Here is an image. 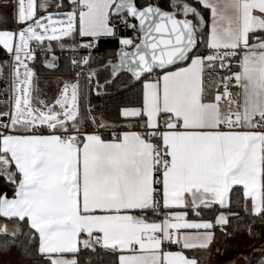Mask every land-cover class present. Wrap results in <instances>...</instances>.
Listing matches in <instances>:
<instances>
[{
	"label": "snow or ice",
	"instance_id": "obj_1",
	"mask_svg": "<svg viewBox=\"0 0 264 264\" xmlns=\"http://www.w3.org/2000/svg\"><path fill=\"white\" fill-rule=\"evenodd\" d=\"M64 7V0H15L19 28L0 30L11 58L0 76L10 67L13 84L12 109L0 112V179L13 192L0 191V218L15 225L0 222V255L15 248L19 264L37 256L80 264L84 250L98 258L87 264H103L101 253L116 264H198L183 250L209 249L216 227L230 235L229 215L193 222L188 212H230L237 186L241 211L264 223V0H169L171 10L160 0H70L71 11ZM119 26L134 35L120 36ZM107 38L120 47L115 61H102L101 84L96 69L84 68ZM52 42L73 54L75 79L49 103L39 99L28 61L37 58L35 43L51 56L45 67L56 68ZM79 49L88 54L77 59ZM137 85L142 103L123 107L122 123L92 115L90 105L81 114V97L93 88L100 95ZM254 251L260 255L248 264H264V245Z\"/></svg>",
	"mask_w": 264,
	"mask_h": 264
},
{
	"label": "trees",
	"instance_id": "obj_2",
	"mask_svg": "<svg viewBox=\"0 0 264 264\" xmlns=\"http://www.w3.org/2000/svg\"><path fill=\"white\" fill-rule=\"evenodd\" d=\"M138 3L142 2V0H137ZM64 3H68L64 0ZM161 6L166 10H171L169 5V0H160ZM3 4L2 0H0V16H7L9 22L7 24H0V30H13L14 23L12 22V15L4 13L2 11ZM65 10V9H63ZM118 34L122 37H131L134 33L128 29H124L122 26H119ZM54 53L59 55L60 61L59 66L56 69L49 70L45 69L42 65V61L45 57H47L42 51L41 46H37V62L34 64V70L37 75H46V76H59V77H66V78H73V70L70 64L71 61V53L68 51H55L56 49V42H52ZM120 45L118 40L116 39H105L102 40L97 47L93 50V59L88 66L84 68V71H87V68H93L97 70V77L101 84L104 82V77L108 74V70L104 68V63L108 60H116V51L119 49ZM87 51H84V55H87ZM8 56L5 50L0 45V62H6ZM103 61V62H102ZM7 70V69H6ZM6 70L4 69L3 76H0V94H4L7 92L6 87ZM127 73L124 74L125 78L127 77ZM75 78V77H74ZM95 83V80L93 81ZM85 84L84 79H81V87L83 88ZM238 90V89H237ZM100 95H96V90L93 88L88 95L82 96L80 100V111L81 114H84L85 108L90 105L92 108V115L96 117H103L104 121L109 124H120L123 122V118L120 115L121 109L123 107H139L142 103V89L141 86L137 85L136 88L132 89L131 91H124L122 92L119 88L107 87L101 88ZM233 91H236L233 88ZM99 123V119L97 120ZM91 130V129H90ZM105 134L107 135V131L105 130ZM0 191L6 192L10 197L12 195L13 189L11 187H6L2 179H0ZM243 203L242 195L237 192V188L233 189V193L231 194V211L239 213V217L243 218V221L240 224L235 225L234 219L231 220L229 225L226 227V231L230 234L236 233L238 229H244L247 231L249 228L252 230L258 224L261 223L259 218L253 217L252 219H248L249 217L246 215V212L241 211L240 205ZM202 212H210L211 219L214 220L216 214L220 211V209L213 208V209H201ZM2 220V218H0ZM12 226H15L13 221H9ZM219 231L218 229H215ZM171 248V247H170ZM209 250V249H207ZM207 250H186L187 254L190 256L196 255V252H199L201 255L202 251ZM101 251L98 249V252ZM259 254L255 255L252 260H254ZM101 257L103 259V264H116V257L111 254H103L101 253ZM78 261L80 264H87L88 259H92L97 261L98 258L95 254L82 250L81 253L77 256ZM26 263L29 264H44L42 258L36 257L34 260L27 261ZM248 264V263H246Z\"/></svg>",
	"mask_w": 264,
	"mask_h": 264
},
{
	"label": "crops",
	"instance_id": "obj_3",
	"mask_svg": "<svg viewBox=\"0 0 264 264\" xmlns=\"http://www.w3.org/2000/svg\"><path fill=\"white\" fill-rule=\"evenodd\" d=\"M189 3L192 2V0H188ZM65 7L64 9L66 11H70L71 7H70V3H64ZM15 8V0H14V7ZM56 10L55 5H52L51 7L48 8V11H53ZM19 28V25L14 23V29L16 30ZM107 39H112V38H107ZM105 40V39H104ZM45 44H47V42H45ZM33 45L35 47H37V45H35V43H33ZM1 47L3 48V46L1 45ZM4 49V48H3ZM56 50L55 51H60V48L56 45ZM5 50V49H4ZM6 52V50H5ZM7 56H9V54L6 52ZM55 56L58 58L56 61V68L59 66V55H57V53H55ZM46 59H51V56H47L44 58V60L42 61V65L45 69H49V70H53L50 68L45 67V60ZM8 62V59L6 60ZM31 67L34 70V65H31ZM54 68V69H56ZM35 72V70H34ZM75 78H66V77H59V76H46V75H37L35 72V83L36 86L39 88L40 92H39V99L45 102H53L55 98L58 97L59 92L62 89L63 83L64 82H68V81H73ZM236 91H239L237 89H235ZM237 188H239V186H237ZM235 189V188H234ZM214 208L219 209L218 206H215ZM203 209V208H202ZM209 210V209H208ZM223 211L226 215H229V223L231 222L232 219H234V224H240V222L243 221V218H237L236 216L232 215L233 213H237V212H232L227 209H220V211L216 214L219 215V213ZM200 217H196L191 211L188 212V220L189 221H193V222H206V221H214L211 219V214L210 212H202L200 211ZM246 215L249 217L248 219H252L254 216H252L249 213H246ZM215 216V217H216ZM214 217V219H215ZM3 220V218H2ZM9 222V221H7ZM229 225V224H228ZM227 225V226H228ZM226 226V227H227ZM218 229L219 231L215 230ZM190 233L194 234L195 230H189ZM203 231V230H201ZM214 231V242L210 245L209 250L207 251H202L201 255L199 252H196L194 256H190L187 254L186 250H183L184 254L186 256H189L190 258L194 257L197 259L198 264H229V263H233L235 260H237L238 257H240L242 255V249H235V250H231V252L229 253L226 249L225 246L223 245L227 239H232V237H236V235H233L234 233L225 236L221 231L219 227H216L213 229ZM241 229H238L236 232L240 233ZM222 238L221 243H219V239ZM168 250L170 251H181L180 247L177 245H172L171 248H169ZM15 252V254L17 253V251H13ZM19 258V256H18ZM65 258H72L71 254H66Z\"/></svg>",
	"mask_w": 264,
	"mask_h": 264
},
{
	"label": "rangeland",
	"instance_id": "obj_4",
	"mask_svg": "<svg viewBox=\"0 0 264 264\" xmlns=\"http://www.w3.org/2000/svg\"><path fill=\"white\" fill-rule=\"evenodd\" d=\"M42 2V0H38V3ZM3 9L2 11L4 13H7L9 15H12L13 17V11H14V0H2ZM7 5V7H5ZM55 5V4H53ZM48 11L50 13L55 12ZM67 12L66 10H64ZM71 11V10H70ZM0 65H5L4 62H0ZM31 67V65H30ZM32 68V67H31ZM6 70L5 76L6 80L8 79V67L4 68ZM8 111V106L0 105V112ZM245 229V228H244ZM244 229H241L240 233L236 232L233 235H236V237H232V239H227L226 242L223 244L225 246V249L230 253L231 250H239L242 249V255L237 258L232 264H246L248 263L249 259H252L255 255L259 254V252H255L254 249L261 248L262 245H264V224H258L252 232L255 234L254 236H250L248 230L245 231ZM223 237L219 239V243H221ZM16 249L14 248L11 253L7 255H0V264H19L20 256L19 252L15 254ZM19 256V258H18ZM247 258V259H246ZM29 264V263H26ZM231 264V263H229Z\"/></svg>",
	"mask_w": 264,
	"mask_h": 264
},
{
	"label": "built area",
	"instance_id": "obj_5",
	"mask_svg": "<svg viewBox=\"0 0 264 264\" xmlns=\"http://www.w3.org/2000/svg\"><path fill=\"white\" fill-rule=\"evenodd\" d=\"M68 2H70V0H67ZM84 49H79L78 52L75 54L76 58L78 59L79 56L83 55L84 53ZM73 54L71 53V59H72ZM36 57H38L37 52H36ZM37 62V58L34 61H28L29 65L34 64ZM10 64H11V58H10ZM9 77H10V84H9V91L7 92L6 95H0V105H8L9 106V110L11 111L12 109V105H13V100L10 99V97L12 96V75H11V69L9 70ZM6 119V118H5ZM2 130V129H0Z\"/></svg>",
	"mask_w": 264,
	"mask_h": 264
},
{
	"label": "bare ground",
	"instance_id": "obj_6",
	"mask_svg": "<svg viewBox=\"0 0 264 264\" xmlns=\"http://www.w3.org/2000/svg\"><path fill=\"white\" fill-rule=\"evenodd\" d=\"M67 1V0H66ZM68 2V1H67ZM68 3H70V2H68ZM33 47H35L34 45H32ZM35 48H37V47H35ZM83 55H84V53H83ZM71 56V55H70ZM8 62H9V64H10V56H8ZM35 64V63H34ZM34 64H31V65H34ZM30 66V65H29ZM9 70H10V67H8V79H7V81H6V87H7V92L9 91V84H10V77H9ZM235 89V88H234ZM12 91H13V84H12ZM7 92L6 93H4V94H0V95H6L7 94ZM3 106H8V105H3ZM8 110H9V106H8ZM172 247V246H171Z\"/></svg>",
	"mask_w": 264,
	"mask_h": 264
},
{
	"label": "water",
	"instance_id": "obj_7",
	"mask_svg": "<svg viewBox=\"0 0 264 264\" xmlns=\"http://www.w3.org/2000/svg\"><path fill=\"white\" fill-rule=\"evenodd\" d=\"M0 222H4V223H7L10 227H12V225L9 223V222H7V221H4V220H0Z\"/></svg>",
	"mask_w": 264,
	"mask_h": 264
}]
</instances>
